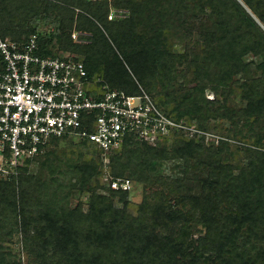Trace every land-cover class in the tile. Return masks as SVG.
<instances>
[{"label": "trees", "instance_id": "obj_1", "mask_svg": "<svg viewBox=\"0 0 264 264\" xmlns=\"http://www.w3.org/2000/svg\"><path fill=\"white\" fill-rule=\"evenodd\" d=\"M110 7L127 14L106 19ZM72 29L90 33V41L74 42ZM193 31L198 52L172 50L171 36ZM33 33L41 55L77 53L87 75L111 88L134 94L138 83L151 97L159 94L156 105L174 120H198L206 130V121L219 118L229 124L230 137L253 139L232 145L244 155L233 167L219 154L229 146L223 138L215 146L205 145L203 136L183 141V132L162 146L127 138L106 153L109 179L99 185L105 191L96 192L102 162L96 149L66 136L50 138L34 172L21 168L0 178V264H21L9 247L13 238L37 264H264V0H0V37ZM252 49L256 58L245 61ZM186 73L193 85L173 97L169 82ZM232 85L240 90L239 109L225 103ZM205 90L218 97L207 99ZM62 140L90 156L48 160L51 146ZM160 159L180 160L184 171L204 167V174H192L195 189L188 191L182 179L154 177L159 190L143 194L129 213V189L108 182L127 178L124 173L145 182L147 164ZM73 189L87 192L85 210L79 201L68 205ZM196 226L201 232L189 239Z\"/></svg>", "mask_w": 264, "mask_h": 264}, {"label": "built area", "instance_id": "obj_2", "mask_svg": "<svg viewBox=\"0 0 264 264\" xmlns=\"http://www.w3.org/2000/svg\"><path fill=\"white\" fill-rule=\"evenodd\" d=\"M89 37L85 31L70 32L76 43H88ZM138 90L129 94L88 76L77 53L41 55L34 33L18 40L0 37V178L21 168L30 171L53 137L86 141L106 160V153L120 149L127 138L155 145L175 132H200L166 115ZM108 185L128 189L129 180L115 178Z\"/></svg>", "mask_w": 264, "mask_h": 264}, {"label": "rangeland", "instance_id": "obj_3", "mask_svg": "<svg viewBox=\"0 0 264 264\" xmlns=\"http://www.w3.org/2000/svg\"><path fill=\"white\" fill-rule=\"evenodd\" d=\"M93 1V0H91ZM109 14V15H108ZM108 14L106 16V19H119L124 16H126L127 12L123 9H116L110 7L108 9ZM111 17V18H109ZM206 20V16L204 15H196L193 17V19L199 20L203 19ZM139 37L134 36L132 38L133 43H138ZM170 47L172 48L173 51L175 52H180L183 50L184 47L188 50H193L198 52L199 48L201 46L200 40L198 35L193 31L191 37H183V33H176L174 36H171L169 39ZM256 51L254 49L250 50L243 58L245 61H249L251 59L256 58ZM129 74L131 76V79L134 81L136 79V75L134 72L130 71L129 69ZM178 77V78H177ZM190 79L191 76L190 74L186 73L185 77H179L176 76L174 77V80L169 82V86H167L166 90L171 91V94L173 97H178L180 95H186L187 92L189 91V88L191 85H193V82L187 83V79ZM237 78V76H234V79ZM137 83V82H136ZM185 86L180 87L181 84H184ZM137 87L138 83H137ZM232 91L229 93L227 96V99L225 101L226 105L228 107H231L233 109H239L243 105V101L240 99V90L236 85H232ZM154 90H158V86L156 85L154 87ZM162 95H163V91ZM204 96L207 99H212L214 97H218V95H214L211 91L205 90L204 91ZM157 97H159V94L154 95L152 97L153 101L155 103H158ZM162 97V98H163ZM180 119L179 121H183L186 124H191L194 125L200 132H193L192 135L189 134H183L182 139L183 141L188 140L191 137L197 138L199 136H203V142L205 145L207 144H213V146L216 145L217 140L219 138L226 139L229 143V146L222 147L221 152L219 153L221 157L225 159L227 163H230L233 167L234 166H239L241 165L244 155L241 150L234 149L232 145H235V143L243 141L244 144L250 145L251 140L253 139V136L250 135L249 137L241 136L239 134L234 135L233 137H230L232 134V131H229L228 128L230 127L229 124L226 123L225 120L223 119H216L215 121L208 120L205 122L206 126L208 129L202 130L199 127V122L198 120H191L187 121L186 119ZM174 135L164 139L162 142L157 143V146H162V145H168L175 136H178L179 133L175 132L173 133ZM230 137V138H229ZM241 140V141H240ZM262 143L264 140L261 141ZM156 145V144H155ZM263 145V144H261ZM263 149V148H262ZM50 154L47 155L48 160H55L57 159H66L69 158L71 161L73 159H77L78 161H85L90 155L89 152L85 151V153L82 152V150L76 148L73 146V144L69 143L67 140H62L58 141L55 143V145L51 146L50 148ZM81 153L78 156V153ZM101 164H100V173L97 177V185H93L92 189L96 192H103V188H99V185L106 186V181L109 179V173H108V165H107V159L103 160L101 159ZM64 161L60 162V165L62 166ZM192 162L190 161L188 164H191ZM38 163L35 161L31 164L30 166V171L34 172L37 169ZM190 166H187V169L184 171L182 162L180 160L176 159H160V160H155V161H150L147 164V172L149 173V179L146 180L145 182L141 181H135L134 178H129L127 176V173H124V176L129 179V191H128V212L129 213H134L135 212V206L137 203L140 201L141 197L143 194H149L154 191L159 190V185L153 180L154 177L157 178H167L170 180L174 179H182V185H183V191H188V190H194L195 187L192 185L194 182L190 181V177L192 176L193 173H196L198 177L202 176L204 174V167L203 169H198V170H192L188 169ZM44 174L46 175L47 170L44 168L42 169ZM235 171V169H233ZM68 177V175L65 176H60V179H63L65 182V179ZM93 182L89 183V186ZM79 201L82 205V209L85 210L87 206V192L85 191H79L78 189H73L72 192L69 194L67 203L69 206H74L75 203ZM117 206H119V203L115 202ZM201 232V228L199 226H196L194 228H191V234L189 236V239H195V237ZM9 247L13 251L17 253L19 256V259L21 261V264H37V263H31L27 261V256L26 254L21 250L19 242L16 240V238H13L12 243L9 244Z\"/></svg>", "mask_w": 264, "mask_h": 264}]
</instances>
